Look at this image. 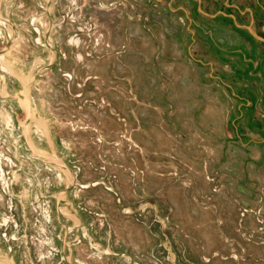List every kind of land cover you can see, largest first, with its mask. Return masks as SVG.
<instances>
[{
  "label": "rangeland",
  "instance_id": "rangeland-1",
  "mask_svg": "<svg viewBox=\"0 0 264 264\" xmlns=\"http://www.w3.org/2000/svg\"><path fill=\"white\" fill-rule=\"evenodd\" d=\"M245 26L264 0H0V264H264Z\"/></svg>",
  "mask_w": 264,
  "mask_h": 264
},
{
  "label": "water",
  "instance_id": "water-1",
  "mask_svg": "<svg viewBox=\"0 0 264 264\" xmlns=\"http://www.w3.org/2000/svg\"><path fill=\"white\" fill-rule=\"evenodd\" d=\"M241 26V25H240ZM245 28L248 30V32L254 36L256 39H258L261 42H264V36L257 34L255 31L252 30L250 26H245Z\"/></svg>",
  "mask_w": 264,
  "mask_h": 264
},
{
  "label": "flooded vegetation",
  "instance_id": "flooded-vegetation-1",
  "mask_svg": "<svg viewBox=\"0 0 264 264\" xmlns=\"http://www.w3.org/2000/svg\"><path fill=\"white\" fill-rule=\"evenodd\" d=\"M233 5H235V6H242L240 3H233ZM242 7L245 8V5H243Z\"/></svg>",
  "mask_w": 264,
  "mask_h": 264
},
{
  "label": "bare ground",
  "instance_id": "bare-ground-1",
  "mask_svg": "<svg viewBox=\"0 0 264 264\" xmlns=\"http://www.w3.org/2000/svg\"><path fill=\"white\" fill-rule=\"evenodd\" d=\"M120 38V37H119ZM8 211V210H7ZM148 236V235H147ZM205 237H207V236H205ZM149 238V237H148ZM207 239H208V241L211 243V241H210V238H208L207 237ZM49 255V254H48ZM90 261V260H89ZM93 262H95V261H93Z\"/></svg>",
  "mask_w": 264,
  "mask_h": 264
},
{
  "label": "crops",
  "instance_id": "crops-1",
  "mask_svg": "<svg viewBox=\"0 0 264 264\" xmlns=\"http://www.w3.org/2000/svg\"><path fill=\"white\" fill-rule=\"evenodd\" d=\"M236 3H238L237 1H235Z\"/></svg>",
  "mask_w": 264,
  "mask_h": 264
}]
</instances>
